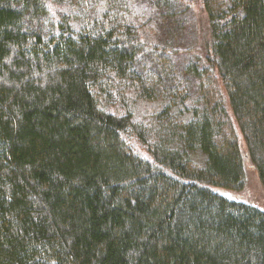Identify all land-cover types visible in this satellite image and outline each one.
Returning a JSON list of instances; mask_svg holds the SVG:
<instances>
[{
    "label": "trees",
    "instance_id": "trees-1",
    "mask_svg": "<svg viewBox=\"0 0 264 264\" xmlns=\"http://www.w3.org/2000/svg\"><path fill=\"white\" fill-rule=\"evenodd\" d=\"M246 161L264 0H0V264H264Z\"/></svg>",
    "mask_w": 264,
    "mask_h": 264
},
{
    "label": "rangeland",
    "instance_id": "rangeland-1",
    "mask_svg": "<svg viewBox=\"0 0 264 264\" xmlns=\"http://www.w3.org/2000/svg\"><path fill=\"white\" fill-rule=\"evenodd\" d=\"M195 17H196V24L199 26H203L206 28V36L201 40V49L203 51L207 49V38L209 37L208 29H207V19L205 12L201 9L198 5L195 8ZM203 28V29H204ZM245 169H246V178H245V187L242 190H231L221 187H213L214 191H217L228 198L237 199L251 205H255L260 209L264 210V189L260 184L259 176L254 170V165L249 162H245Z\"/></svg>",
    "mask_w": 264,
    "mask_h": 264
}]
</instances>
